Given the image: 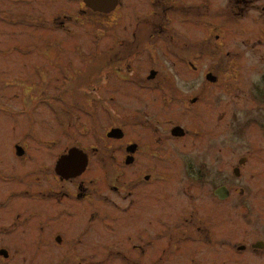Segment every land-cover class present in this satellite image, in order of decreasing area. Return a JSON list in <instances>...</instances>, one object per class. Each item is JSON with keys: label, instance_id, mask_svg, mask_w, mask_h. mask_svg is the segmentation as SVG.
Wrapping results in <instances>:
<instances>
[{"label": "flooded vegetation", "instance_id": "flooded-vegetation-1", "mask_svg": "<svg viewBox=\"0 0 264 264\" xmlns=\"http://www.w3.org/2000/svg\"><path fill=\"white\" fill-rule=\"evenodd\" d=\"M1 3V260L264 264V0Z\"/></svg>", "mask_w": 264, "mask_h": 264}, {"label": "rangeland", "instance_id": "rangeland-1", "mask_svg": "<svg viewBox=\"0 0 264 264\" xmlns=\"http://www.w3.org/2000/svg\"><path fill=\"white\" fill-rule=\"evenodd\" d=\"M2 0H0V4ZM3 5V4H2ZM6 8L3 10L0 6V47H4L5 54H0V63H7L10 60H15V57L12 56L14 52L18 49V46L30 44L29 40L24 37L25 31L28 35L31 34L32 31L37 32L34 29H38L41 31L44 27L43 21L48 20L45 15L37 16L33 15L31 18L29 16H25V14L21 12H17L18 10L11 6V10L7 8L8 6L4 4ZM5 9L7 11H5ZM17 12V13H16ZM5 16V17H3ZM95 29V27H92ZM38 33V32H37ZM41 33V32H40ZM28 38V37H27ZM37 42V41H35ZM72 42H68L71 44ZM79 44V42L72 43ZM12 51V52H11ZM31 74V73H30ZM164 119V116H162ZM169 117V116H168ZM23 257H18L17 259H9L7 261L0 259V264H56L57 261L52 260L53 256H36L35 254L31 256L32 251H27L30 253H25L23 251ZM32 257V258H31ZM50 257V258H49ZM26 258V259H23Z\"/></svg>", "mask_w": 264, "mask_h": 264}]
</instances>
